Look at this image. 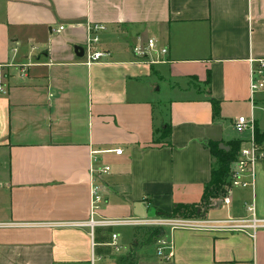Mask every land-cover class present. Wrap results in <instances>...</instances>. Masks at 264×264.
Masks as SVG:
<instances>
[{
    "label": "crops",
    "instance_id": "obj_1",
    "mask_svg": "<svg viewBox=\"0 0 264 264\" xmlns=\"http://www.w3.org/2000/svg\"><path fill=\"white\" fill-rule=\"evenodd\" d=\"M93 24L105 25L96 48L109 56L87 66ZM149 38L167 49L159 63L132 53ZM259 59L264 0H0V264H90L92 239L75 224L89 219L91 166L110 167L95 178L102 217L193 205L199 216L187 219L212 225L161 232L168 261L134 245L135 228H117L123 249L102 264H264V227L221 223L250 218V206L264 221V160L239 176L247 185L228 205L202 203L209 143L240 141L239 116L264 133V94L251 101L249 90ZM112 149L123 152L91 155Z\"/></svg>",
    "mask_w": 264,
    "mask_h": 264
},
{
    "label": "built area",
    "instance_id": "obj_2",
    "mask_svg": "<svg viewBox=\"0 0 264 264\" xmlns=\"http://www.w3.org/2000/svg\"><path fill=\"white\" fill-rule=\"evenodd\" d=\"M63 27H60L61 31ZM88 38L84 48L85 64L90 66L94 63L101 62L109 56L107 51L98 50L96 45L99 42L97 33L106 30L103 24H93L87 27ZM132 53L136 59H146L150 64H156L161 62V57L167 54V49L164 47H158L155 39L149 38L144 45H136L132 48ZM250 72H249V90L251 94V101L256 94H264V59L250 60ZM232 128L237 135H243L240 140V147L235 159L229 165L228 177L225 182L227 197L221 200L223 205L229 204V194L233 187L246 186L247 182L241 181L239 176L241 174H250L254 176L256 166L259 161L264 160V148H262L254 139L255 121L252 116L245 117L239 116L232 122ZM114 153L115 155H121L122 149H112L104 151H91V155H97L98 153ZM94 161V160H93ZM110 171L109 166H104L100 169L90 168L91 185H90V206H89V219L75 224L78 228L88 229L89 235L92 239L93 255L90 264H102L108 258H114L119 255L123 249L119 242V236L115 232V229L120 227L130 228H145V227H160L163 232V227L170 225L171 228L182 227L190 229L207 230L212 228L208 221H199L195 219H168L161 216L155 218H137V217H125V218H106L99 215L101 204L103 203L102 189L95 181L97 176L108 173ZM247 211L250 213V218L240 219H227L221 222L227 228H233L238 230H251L255 231L258 228L264 227V221L259 220L254 215V209L250 206ZM170 220H175L171 222ZM100 229L102 235L107 237V240L103 243H95L94 236L96 230ZM109 230V233H107ZM161 234V233H160ZM155 255L162 260L168 261L173 257V244L171 240H166L162 237L156 236V242L154 244ZM100 247L107 249L109 253L98 254L95 248Z\"/></svg>",
    "mask_w": 264,
    "mask_h": 264
},
{
    "label": "trees",
    "instance_id": "obj_3",
    "mask_svg": "<svg viewBox=\"0 0 264 264\" xmlns=\"http://www.w3.org/2000/svg\"><path fill=\"white\" fill-rule=\"evenodd\" d=\"M209 102L214 107V113H216L217 109L216 102L213 99H209ZM160 138H169L170 131L169 126H166L163 131L159 132ZM159 138V139H160ZM254 139L256 143L259 145L264 143V133H260L257 129H255L254 132ZM155 142H159L158 138L155 140ZM229 150L225 151L224 149L219 148L218 143H209V151L211 154V157L213 159V164L211 168L210 173V180L206 184L204 191H203V197H202V203L205 205L209 204V201L211 199H217V195L219 193L220 186L223 184L225 185V182L228 177L229 172V165L231 162L235 159L239 147H240V141L234 140L228 143ZM221 193L224 194V191H221ZM198 207H195L193 205H177L173 208L171 213H161V217L173 219L172 216L175 214L182 215V217L187 218H193L196 216H199V213H197ZM187 217V218H186ZM162 229L160 227H145V228H136L134 230V245L140 246H146L149 244L154 243V239L156 236H158L161 233ZM107 233H109V230H107ZM99 242L103 243L107 240V237H98L96 238ZM98 254L101 253H109L107 249L99 248L96 250Z\"/></svg>",
    "mask_w": 264,
    "mask_h": 264
},
{
    "label": "rangeland",
    "instance_id": "obj_4",
    "mask_svg": "<svg viewBox=\"0 0 264 264\" xmlns=\"http://www.w3.org/2000/svg\"><path fill=\"white\" fill-rule=\"evenodd\" d=\"M160 132L161 131H163V130H159ZM160 134V133H159ZM246 136L245 134H242V136ZM262 148H264V143L263 144H261L260 145ZM220 191H219V193H218V195H217V198L221 201L222 199H224L225 197H227V194L225 193V191H226V187L222 184L221 186H220ZM221 191H224V194L223 193H221ZM202 207V206H201ZM246 213L247 214H249L250 215V213L248 212V211H246ZM178 214H180V213H178ZM178 214H175V215H173L172 216V218L173 219H178V220H180V219H185V217H182V215H178ZM153 217H155L156 215L155 214H153L152 215ZM152 217V218H153ZM210 217H212V218H214V216L213 215H211ZM187 218V217H186ZM175 220H170V222H168L169 224L171 223V222H174ZM170 228H171V226L170 225H166V226H164L163 227V231L164 232H168L169 230H170ZM148 246V247H147ZM141 247H144V249L146 250V251H148V250H154L155 248H156V246L154 245V244H149V245H146V246H141ZM140 247V248H141Z\"/></svg>",
    "mask_w": 264,
    "mask_h": 264
},
{
    "label": "water",
    "instance_id": "obj_5",
    "mask_svg": "<svg viewBox=\"0 0 264 264\" xmlns=\"http://www.w3.org/2000/svg\"><path fill=\"white\" fill-rule=\"evenodd\" d=\"M74 50H75L76 55L82 56L83 51H82V49L80 47L77 46V47L74 48ZM220 147L221 148H225L223 145H221ZM226 149H227V147H226Z\"/></svg>",
    "mask_w": 264,
    "mask_h": 264
}]
</instances>
